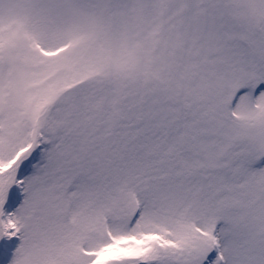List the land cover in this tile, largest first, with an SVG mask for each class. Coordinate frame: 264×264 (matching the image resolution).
I'll list each match as a JSON object with an SVG mask.
<instances>
[{"label": "snow or ice", "instance_id": "1", "mask_svg": "<svg viewBox=\"0 0 264 264\" xmlns=\"http://www.w3.org/2000/svg\"><path fill=\"white\" fill-rule=\"evenodd\" d=\"M0 264H264V0H0Z\"/></svg>", "mask_w": 264, "mask_h": 264}]
</instances>
